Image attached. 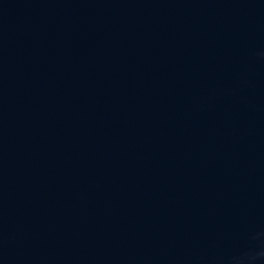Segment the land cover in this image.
I'll return each instance as SVG.
<instances>
[{
    "label": "water",
    "instance_id": "95a60500",
    "mask_svg": "<svg viewBox=\"0 0 264 264\" xmlns=\"http://www.w3.org/2000/svg\"><path fill=\"white\" fill-rule=\"evenodd\" d=\"M0 264H264V0H0Z\"/></svg>",
    "mask_w": 264,
    "mask_h": 264
}]
</instances>
